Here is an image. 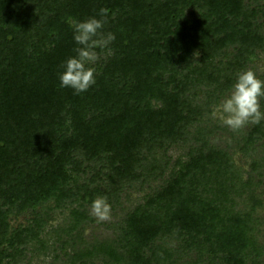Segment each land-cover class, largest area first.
<instances>
[{"label":"trees","instance_id":"16d2710c","mask_svg":"<svg viewBox=\"0 0 264 264\" xmlns=\"http://www.w3.org/2000/svg\"><path fill=\"white\" fill-rule=\"evenodd\" d=\"M263 1L0 0V264L29 244L33 262L48 258L41 234L52 212L91 205L102 192L88 186L98 180L118 198L166 175L116 240L77 261L176 264L171 238L198 252L194 264H264L256 182L264 120L235 132L238 159L211 142L210 123L237 73L255 71L264 53ZM101 8L109 9L103 31L116 39L96 49V83L77 95L59 80L76 55L68 18L100 19ZM89 171L91 184L74 189ZM70 216L75 247L82 223L98 222L75 209ZM21 217L27 224L12 226Z\"/></svg>","mask_w":264,"mask_h":264},{"label":"rangeland","instance_id":"374dc122","mask_svg":"<svg viewBox=\"0 0 264 264\" xmlns=\"http://www.w3.org/2000/svg\"><path fill=\"white\" fill-rule=\"evenodd\" d=\"M264 4V1H263ZM255 72L257 73L258 78L264 80V53H261L259 62L256 63ZM211 127H213L214 135L211 137V142L216 146L229 149L230 152L234 153L235 158L238 159L239 155L236 152L238 142L240 141L241 135L240 133H235L230 130L226 126H224L219 120L210 117ZM251 125L246 126L241 131L247 132L250 129ZM264 142L259 143V154L258 160H260V172L262 176L256 175V182L259 183V187L257 190V194L260 195L261 199L264 201ZM229 145L230 148L228 147ZM187 148L185 150L178 149H170L168 152V156L172 157V160H176L180 155L187 152ZM247 171H250L247 168ZM93 175L92 171L87 172V174L80 173L77 178L76 187L80 188L84 185L91 184L89 182L90 177ZM168 178V175L165 178L153 182L142 185L140 183L135 184L132 187H126L119 195L118 198L109 195V186L107 183L103 181H97L95 184H91L88 187L94 189L98 187L102 192L101 195H97V197H106L107 201L111 205V219L106 222L101 223H90L83 222L81 227L79 228V232L81 228L86 227V231L82 236V241L80 239H76L78 242L74 247L71 242V237L67 236L69 233V226L72 221L70 212L71 210H79L81 213H85L89 217H93L91 215V205H85V207H80V202L74 204L73 206H67L64 210L54 211L51 214V218L48 221V224L44 231L41 234V239L49 241V256L48 258H41V261L33 262L31 257V246L30 244L26 247L16 246V249H12L11 253L16 254V259H11L6 257L3 264H15V262H19V264H80L77 261V253H86L91 247L98 245L103 242L114 241L117 236L120 234V228L125 226L124 221L127 218L128 214L134 211L135 208L144 204L145 199L148 195H152L155 190H157L164 182L165 179ZM76 192V191H75ZM63 211V212H62ZM259 213L262 217H264V208L259 210ZM94 218V217H93ZM19 222H23V224H27L24 221V218L21 217L18 220H14L11 224L14 227L18 226ZM76 236L77 234L74 233ZM261 244L264 246V222L261 226V235H260ZM163 241L159 240L157 244H161ZM168 246L176 251L178 254L176 255L177 261L176 264H194L199 259V254L196 250L189 251L186 249V244L177 241L175 239L169 238L166 240ZM185 247V248H184ZM24 250V251H21ZM208 255L202 256V260H207ZM86 264H103L102 261H95L92 263L90 260H85ZM264 262V257H263ZM206 264V263H199Z\"/></svg>","mask_w":264,"mask_h":264},{"label":"clouds","instance_id":"9594fccd","mask_svg":"<svg viewBox=\"0 0 264 264\" xmlns=\"http://www.w3.org/2000/svg\"><path fill=\"white\" fill-rule=\"evenodd\" d=\"M109 9L101 8L100 19L95 16L83 21L68 18L77 45L75 56L68 58L62 67L65 69L60 75V87L71 88L79 95L86 92L96 83L95 68L89 65L99 60L96 49H107L116 39L111 32L105 34L103 28L107 23ZM199 52L194 53L198 57ZM250 57V60H255ZM264 99V80L258 78L257 73L247 69L237 73L236 82L224 98L213 106L211 115L224 126L234 132H240L248 125H259L264 120L261 100ZM91 215L98 223L111 219V205L106 197H97L91 203Z\"/></svg>","mask_w":264,"mask_h":264}]
</instances>
